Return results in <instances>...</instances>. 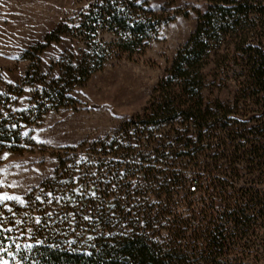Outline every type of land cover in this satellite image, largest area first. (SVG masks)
Returning <instances> with one entry per match:
<instances>
[{
	"label": "trees",
	"instance_id": "16d2710c",
	"mask_svg": "<svg viewBox=\"0 0 264 264\" xmlns=\"http://www.w3.org/2000/svg\"><path fill=\"white\" fill-rule=\"evenodd\" d=\"M83 1L86 7L40 45L75 41L77 49L51 66L57 74L42 73L39 65L27 71L23 84L31 96L23 109H12L21 87L0 94V153L31 144L26 125L71 106L75 87L109 61L142 53L177 15L171 4L154 11L139 0ZM205 2L143 115L103 138L61 148L53 175L23 202L0 201V258L13 264H221L218 258L235 244L216 236L233 237L264 221V197L240 185L238 165H228L227 176L217 162L200 165L195 147L150 145L162 126L169 127L168 140L189 142L193 135L202 142L214 135L217 125L206 123L209 111L201 108L213 89L231 84L235 101L264 100V0ZM259 126L254 129L263 135ZM242 152L259 158L251 169L263 174L264 145ZM181 156L192 162L183 166Z\"/></svg>",
	"mask_w": 264,
	"mask_h": 264
},
{
	"label": "rangeland",
	"instance_id": "374dc122",
	"mask_svg": "<svg viewBox=\"0 0 264 264\" xmlns=\"http://www.w3.org/2000/svg\"><path fill=\"white\" fill-rule=\"evenodd\" d=\"M139 1L147 2L154 11L171 4L177 15L161 27L157 38L142 53L109 61L85 83L75 87L71 92L74 99L71 106L50 110L40 121L24 127V134L31 144L18 152L0 153V197L6 193L19 200L0 201L23 202L32 189L53 175L61 148L110 135L124 122L143 115L144 109L150 108L154 102L151 99L153 89L170 67L179 47L193 32L197 16L205 10L206 2L178 0L172 4L171 0ZM85 7L83 0H0V94L9 87L23 89L12 105L13 110L28 105L31 87L23 83L29 69L39 65L42 73L55 76L57 71L51 68L53 63L67 49H77L75 41L70 38L52 42L45 48L40 45L46 43V35L61 21L74 17ZM201 108L209 111L205 113L206 123L217 125L213 133L215 136L209 135L202 142H197L193 135L189 142L178 139L180 136H171L168 140L165 132L169 127L162 126L153 133L150 145L195 147L200 165L217 162L227 171L224 174L227 176H230L228 165L236 164L241 169L236 176L240 185L252 187L264 197L261 176L264 173L251 169L259 158L242 152L253 144L264 145V133L259 135L254 129L264 124V100L235 101L233 87L229 84L206 93ZM142 124L149 126L153 123L143 121ZM154 126L156 128L157 124ZM175 129L181 131L182 126L175 125ZM216 147L219 149L215 150ZM260 160L264 161V157ZM178 161H183V166L192 162L182 156ZM146 165L143 163V166ZM211 171L210 175L221 173ZM138 177L142 178V175ZM179 194L185 195L184 189H180ZM195 197L197 194L191 199ZM215 239L225 245L235 244L234 248L225 250L218 258L221 264H264V221L251 227L244 226L233 237L216 236ZM202 240L204 237H201ZM2 261L13 264L5 257L0 258Z\"/></svg>",
	"mask_w": 264,
	"mask_h": 264
},
{
	"label": "snow or ice",
	"instance_id": "6c2138e0",
	"mask_svg": "<svg viewBox=\"0 0 264 264\" xmlns=\"http://www.w3.org/2000/svg\"><path fill=\"white\" fill-rule=\"evenodd\" d=\"M5 155H7V154H5ZM0 199H17V200H19L18 197H10L6 193L3 195V197H0ZM0 264H8V262L7 261H2V262H0Z\"/></svg>",
	"mask_w": 264,
	"mask_h": 264
}]
</instances>
